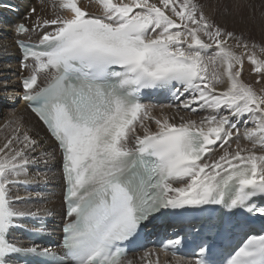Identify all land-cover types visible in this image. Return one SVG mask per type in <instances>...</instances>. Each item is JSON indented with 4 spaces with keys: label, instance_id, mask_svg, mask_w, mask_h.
Segmentation results:
<instances>
[{
    "label": "snow or ice",
    "instance_id": "1",
    "mask_svg": "<svg viewBox=\"0 0 264 264\" xmlns=\"http://www.w3.org/2000/svg\"><path fill=\"white\" fill-rule=\"evenodd\" d=\"M96 2L101 14L80 0H54L53 18L37 15L31 29L16 25V34L39 33L36 42L16 41L29 72L20 98L57 142L66 210L62 255L10 239L21 227L17 218L42 213L18 207L24 198L11 189L30 183L20 178L47 167L51 155L38 152L42 141L17 123L0 145V264H13L12 254L21 252L45 258L37 264H134L129 245L148 224L215 211L210 206L229 210L227 227L223 218L219 226L193 223L195 235L205 227H219L217 236L242 233L237 247L219 260L216 244L203 237L194 242V260L178 255L187 237L168 239L162 250H171L176 264H264V228H252L254 216L264 218V206L255 203L264 200V151L256 150L264 149V88L242 79L247 59L260 83L264 59L198 0ZM147 90L168 92L174 114L155 115L142 102ZM181 111L208 114L192 119ZM249 120L254 126L241 132L238 124ZM241 137L251 147H233ZM36 179L48 176L37 172ZM137 259L159 264L160 254L145 249Z\"/></svg>",
    "mask_w": 264,
    "mask_h": 264
},
{
    "label": "bare ground",
    "instance_id": "2",
    "mask_svg": "<svg viewBox=\"0 0 264 264\" xmlns=\"http://www.w3.org/2000/svg\"><path fill=\"white\" fill-rule=\"evenodd\" d=\"M17 1H19L24 8L23 14L27 13L32 7L37 9L36 13L32 14L29 20H26V22L30 24H32V22L36 19L37 15L49 19L53 18V12L57 10L52 7L54 0ZM80 3L82 7H85L90 12L96 14L102 13V8L96 2V0H80ZM198 3L203 6L205 14L215 21V23L225 28L227 31L235 33L237 37L242 36L243 39L249 43V49L255 51L259 57L264 59V51H261V49L264 48V0H198ZM13 36L14 31L12 23L7 22L0 25V104L7 100H10L12 104L11 110H9L7 113H4V109L0 105V145L3 144L6 137L11 135L12 130L17 123L22 124L25 129L29 130V134L32 135L33 138L42 141L41 146L37 149V151L39 152L41 149H43L44 151L51 154L50 157H46L49 159V164L47 167H53L54 171L48 173L46 171L47 167H39L40 169L44 170L43 172L39 173L46 174L48 176V180H37L36 167H31L28 170L29 175L27 177H21L20 179L22 181L29 180L30 184H33L34 186L49 184L54 188H57V186L62 183L61 172L58 168V163L61 161V154L57 149L56 144L49 137L36 116L33 115L27 109L24 103L19 100V83L17 79V73L19 69L17 60L15 58L17 51L12 41ZM229 44L232 45L234 50L238 53L243 51L242 48L235 47V40H230ZM253 44L256 45L254 49L251 48ZM5 46H7V51H4ZM214 51L215 49L209 50L206 54L211 56L213 55ZM253 69L254 65L245 59L242 71V79L247 83L253 84L257 90L264 88V79H261L260 83H257L259 74L255 73ZM4 84H7L6 88L2 86ZM226 86L227 81L218 87L224 88ZM159 108L169 109L166 111V113L174 114V109L167 105L159 106L158 109ZM158 109H154V114L157 116L161 113L158 112ZM180 114L184 115L186 118L199 119L201 116L207 115L208 113H191L188 111H181ZM222 114L227 115V112H223ZM244 119L248 118L245 117ZM253 126L254 124L250 120L247 125L244 123L238 124L241 132H243L245 127ZM153 127H155L154 124ZM237 142L242 146L251 147V142L243 139V137H241L239 141H236L234 138L232 142L233 147H235ZM256 150L264 151V149L259 147H257ZM219 154L220 153L218 152L217 155ZM37 194L38 193L26 192L23 190L20 184L13 186L11 189V195L13 197L20 196L24 198L22 201L16 202L18 207L22 209H31L33 211H35L37 208H40L42 210L41 215L51 214V212L54 211L55 213L53 215L55 216V220H57L59 218L58 212L63 211V203L61 197L59 198L60 195H41L46 202L43 205H39L34 202L38 196ZM29 196L31 198H29ZM29 200L32 201L28 202ZM142 255L143 252H139L130 255V257H136L133 259L134 264H144V261L137 259L138 256ZM152 259H155V257H152ZM176 259L177 258H171L164 254H160L159 264H176Z\"/></svg>",
    "mask_w": 264,
    "mask_h": 264
},
{
    "label": "rangeland",
    "instance_id": "3",
    "mask_svg": "<svg viewBox=\"0 0 264 264\" xmlns=\"http://www.w3.org/2000/svg\"><path fill=\"white\" fill-rule=\"evenodd\" d=\"M260 90V89H259ZM258 90V91H259ZM1 105V107H3V109H4V113H7V112H9V110H11V108H12V104H11V102H10V100L8 101H4L2 104H0ZM155 110L156 109H158V107L157 108H154ZM160 109V110H159ZM158 109V112H161L162 110L166 113V111L167 110H169V109H166V108H159ZM234 140V139H233ZM48 173H51V172H48ZM54 196H57V195H54ZM58 198V197H57ZM134 258H136V257H132V259H134Z\"/></svg>",
    "mask_w": 264,
    "mask_h": 264
}]
</instances>
